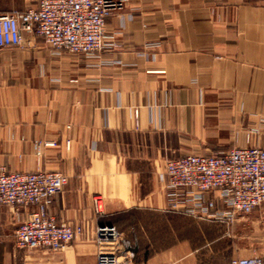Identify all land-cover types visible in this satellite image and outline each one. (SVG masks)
Masks as SVG:
<instances>
[{
  "label": "crops",
  "instance_id": "1",
  "mask_svg": "<svg viewBox=\"0 0 264 264\" xmlns=\"http://www.w3.org/2000/svg\"><path fill=\"white\" fill-rule=\"evenodd\" d=\"M39 1L0 0V13ZM106 30L105 62L28 31L0 47V163L65 172L49 210L84 229L61 250H25L15 230L26 209L0 204V264H96L104 225L137 264L263 252L264 202L229 223L198 217L170 207L159 173L181 153L264 147V0H126Z\"/></svg>",
  "mask_w": 264,
  "mask_h": 264
},
{
  "label": "built area",
  "instance_id": "2",
  "mask_svg": "<svg viewBox=\"0 0 264 264\" xmlns=\"http://www.w3.org/2000/svg\"><path fill=\"white\" fill-rule=\"evenodd\" d=\"M125 1L40 0L36 7L0 13V47L21 45L23 31H28L42 36L54 50L105 62L100 50L109 37L106 18ZM133 114L138 125L139 109ZM41 145V141L35 143L38 152ZM159 179L169 191L171 208L229 223L237 212H251L264 202V147H232L220 154L181 153L167 160ZM67 182V174L60 170L18 171L0 163V204L27 211L15 230L17 247L57 251L83 233L82 225L58 220L49 210ZM94 203L102 211L101 195ZM95 235L100 245L96 264H137L118 253L116 226H98ZM231 264H264V251L235 257Z\"/></svg>",
  "mask_w": 264,
  "mask_h": 264
},
{
  "label": "rangeland",
  "instance_id": "3",
  "mask_svg": "<svg viewBox=\"0 0 264 264\" xmlns=\"http://www.w3.org/2000/svg\"><path fill=\"white\" fill-rule=\"evenodd\" d=\"M120 240H119V242H118V244H117V246L120 248L121 246H120ZM122 250L123 249H121L120 248V250H119V254H123V255H126V256H128V257H130V258H132L134 261H135V257H136V255H133L132 253H126V252H124V253H122ZM136 262V261H135Z\"/></svg>",
  "mask_w": 264,
  "mask_h": 264
}]
</instances>
